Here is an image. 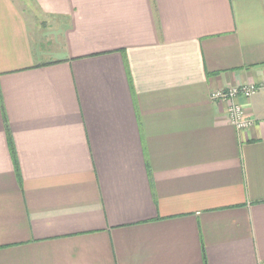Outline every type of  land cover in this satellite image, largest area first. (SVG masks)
Wrapping results in <instances>:
<instances>
[{
	"label": "crops",
	"instance_id": "crops-1",
	"mask_svg": "<svg viewBox=\"0 0 264 264\" xmlns=\"http://www.w3.org/2000/svg\"><path fill=\"white\" fill-rule=\"evenodd\" d=\"M262 85L264 0H0V264H264Z\"/></svg>",
	"mask_w": 264,
	"mask_h": 264
},
{
	"label": "built area",
	"instance_id": "built-area-1",
	"mask_svg": "<svg viewBox=\"0 0 264 264\" xmlns=\"http://www.w3.org/2000/svg\"><path fill=\"white\" fill-rule=\"evenodd\" d=\"M264 89V85L260 89ZM258 87H239L232 88L227 91H219L212 95L214 101H229L231 105L228 110L229 121L238 130H244L252 125V122L248 120L245 116L244 110L238 104H236V99L243 96L246 99H250L257 91Z\"/></svg>",
	"mask_w": 264,
	"mask_h": 264
}]
</instances>
